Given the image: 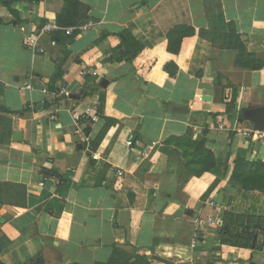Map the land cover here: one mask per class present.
Here are the masks:
<instances>
[{
	"label": "crops",
	"instance_id": "0c3cea01",
	"mask_svg": "<svg viewBox=\"0 0 264 264\" xmlns=\"http://www.w3.org/2000/svg\"><path fill=\"white\" fill-rule=\"evenodd\" d=\"M79 1L90 25L76 36L43 31L61 0L14 2L19 22L0 26V119L11 130L0 141V262L108 264L138 248L158 264H264V193L228 182L236 157L264 162V141L242 134L254 129L244 116L226 113L234 91L237 110L264 106V0H220L224 21L244 36L259 69L235 67V51L198 34L184 37L177 54L167 51L165 30L174 22L212 29L211 0ZM124 30L143 49L116 61ZM27 36L43 51L28 49ZM168 63L177 67L172 75ZM62 89L68 97L57 94ZM102 93L103 115L115 124L93 149L105 120L76 124L72 113ZM182 135L214 154L213 171L192 174L181 150L163 143ZM227 210L255 228L256 245L222 242L218 224L193 243L196 220L220 222Z\"/></svg>",
	"mask_w": 264,
	"mask_h": 264
},
{
	"label": "trees",
	"instance_id": "16d2710c",
	"mask_svg": "<svg viewBox=\"0 0 264 264\" xmlns=\"http://www.w3.org/2000/svg\"><path fill=\"white\" fill-rule=\"evenodd\" d=\"M17 1H26L32 4H39L43 0H0V26L5 23L19 22L18 12L11 8V4ZM63 7L61 11L56 15L55 23L61 28L79 27L89 22L88 12L89 7L81 3L79 0H61ZM206 16L211 30L201 29L196 31L188 22H174L173 26L166 28L165 36L167 39V51L172 54H177L180 50L182 39L187 36L198 34L200 37L207 39L213 47L218 49H230L235 51L234 66L241 69H259L263 63L256 58L253 53H250L245 44V38L236 31L235 24L233 22H225L222 15V5L220 0H211V3L206 6ZM214 25V28H213ZM59 32L61 30H58ZM80 32L74 30L71 36H76ZM106 33L102 34V37ZM121 41L116 49L120 51V55L115 58L116 61L124 59L128 55L136 56L143 49L142 43L136 39L129 30H124L121 34ZM124 48V51L121 50ZM164 70L169 75L176 72L177 67L174 63H168L165 65ZM218 84L220 81L218 80ZM48 90L54 91L51 86ZM237 93L234 91L231 101L227 104L226 113L229 118L237 116L238 119L243 118V112L250 109L249 106L245 108L240 107L237 110L236 107ZM103 103L104 94H99L98 97L89 106L95 110V115L105 120V126L98 136V140L93 142V149L97 146V141L100 140L107 127L115 124L114 119L104 117L103 115ZM5 110V108H3ZM5 119H0V141L1 136L9 133V123ZM3 122V123H2ZM2 128V129H1ZM163 143L171 144L181 150L183 158L186 160V168L192 174L202 177L207 172L213 171L217 165L214 154L204 147L202 142L190 138L188 135L182 136H170L164 140ZM94 160L91 159L90 163ZM224 177L223 174L219 178H216L209 185L208 192L202 197L207 198V195L212 192L220 179ZM228 182H234L238 184L242 189L258 191L264 193V162L253 159L248 160L243 157H236L232 163V168ZM245 217L239 216L232 210H227L222 214V219L218 223L217 236L222 242L229 245L239 247H252L258 238V233L255 232L254 227H250L246 224ZM254 248H257L255 246ZM0 264H2L0 262ZM108 264H158L151 262L149 258L144 254V251L138 248H133L131 253L124 258L115 259L112 258Z\"/></svg>",
	"mask_w": 264,
	"mask_h": 264
},
{
	"label": "built area",
	"instance_id": "2783aa9c",
	"mask_svg": "<svg viewBox=\"0 0 264 264\" xmlns=\"http://www.w3.org/2000/svg\"><path fill=\"white\" fill-rule=\"evenodd\" d=\"M90 25V22L86 23L85 25L79 26V27H70V28H61L59 27L55 22L47 23L43 27V31L46 33H52L54 31L61 30L66 35H70L74 30H78L79 32H83L88 29ZM24 44L28 49H30L33 52H42L43 49L38 44V39L36 36H27L24 39ZM91 74L95 75V72H92ZM27 88H31L30 86H27ZM45 91V89H44ZM58 95H64L69 96V92H67L65 89L60 90ZM83 117L90 121H94L97 119V116L95 113H92V110L90 108H87L81 113L75 112L72 113V119L74 123H78ZM242 134L247 137H252L254 140L258 141H264V131H257L255 129L252 130H243ZM132 144L131 140H128L127 145L130 146ZM120 173V172H118ZM209 205L215 206L214 201H209ZM219 222L216 220V218H206L205 220H196L195 222V228H194V234H193V243L198 239V236L202 229H204L205 226H215Z\"/></svg>",
	"mask_w": 264,
	"mask_h": 264
},
{
	"label": "water",
	"instance_id": "95a60500",
	"mask_svg": "<svg viewBox=\"0 0 264 264\" xmlns=\"http://www.w3.org/2000/svg\"><path fill=\"white\" fill-rule=\"evenodd\" d=\"M129 57L132 58L133 56L130 55ZM173 110L177 112H185L186 107L175 106L173 107ZM243 116L253 124L255 130L264 131V106L251 108L245 111ZM156 260L161 264H190L189 262H173L164 258H156Z\"/></svg>",
	"mask_w": 264,
	"mask_h": 264
},
{
	"label": "rangeland",
	"instance_id": "374dc122",
	"mask_svg": "<svg viewBox=\"0 0 264 264\" xmlns=\"http://www.w3.org/2000/svg\"><path fill=\"white\" fill-rule=\"evenodd\" d=\"M212 181H213V179H212Z\"/></svg>",
	"mask_w": 264,
	"mask_h": 264
}]
</instances>
